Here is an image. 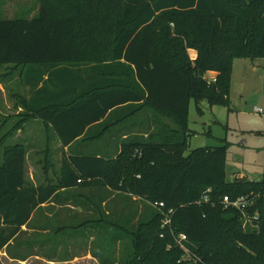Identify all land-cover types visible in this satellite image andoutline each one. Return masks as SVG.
<instances>
[{
    "label": "trees",
    "instance_id": "1",
    "mask_svg": "<svg viewBox=\"0 0 264 264\" xmlns=\"http://www.w3.org/2000/svg\"><path fill=\"white\" fill-rule=\"evenodd\" d=\"M37 1L36 17L0 19V65L18 69L27 90L17 97L22 112L0 135V254L59 263L83 248L97 264H264V172L257 182L227 181L224 140L185 156L194 135L190 102L198 115L202 103L230 111L233 61L264 59V0ZM209 72L215 83L204 78ZM144 113L152 126L128 121ZM33 120L61 147L80 143L62 158L57 181L36 187L25 179L26 148L5 145ZM120 122L127 123L110 133L113 154L83 155ZM97 123L100 134L89 138ZM61 191L75 197L57 200ZM108 192L137 205L109 210ZM224 197L246 208H225ZM94 233L102 238L92 251ZM124 240L131 256L114 261Z\"/></svg>",
    "mask_w": 264,
    "mask_h": 264
},
{
    "label": "rangeland",
    "instance_id": "2",
    "mask_svg": "<svg viewBox=\"0 0 264 264\" xmlns=\"http://www.w3.org/2000/svg\"><path fill=\"white\" fill-rule=\"evenodd\" d=\"M38 12L39 3L37 0H0V19H31L36 17ZM189 55L192 56V52ZM11 67L10 65L0 67V135L8 130L19 116L15 101L17 100V95L22 98L27 96L24 78L20 77L18 69L14 70ZM213 76L215 77L216 75L206 77L208 82L211 81ZM229 101L230 111L221 106L210 107L206 103H202V115L197 114L194 102H190L188 128L194 135L188 139V148L185 156L196 148L220 146L223 144L222 140H224L229 144L226 156L227 181H232L233 173L237 170L246 173L252 181H260L262 179V171H264V59H256L254 61L235 59L233 61ZM11 105L14 106L10 109ZM254 108L260 109L262 112L254 113ZM131 111L132 109H127L125 112H119L112 116L103 127L115 119L123 118ZM132 129L137 130L136 127ZM19 131L20 134L17 136ZM19 131L8 139L5 145L21 144L29 152L25 166V179L27 180L29 173L33 174V176L40 175L42 177L46 168L45 164H48L47 176L53 183L55 177L58 179L61 159L53 148L54 135L52 131L46 130L44 126H39L38 122L35 124L32 121L26 123ZM43 136L50 139L48 143L49 151H44L40 154L37 151H30L29 147L32 146L30 144L42 143L39 140ZM79 145L80 143L76 144L71 151H75ZM1 151L2 147H0V153ZM83 151V155H90L93 149L87 150L84 148ZM106 195L109 199L106 203L107 209L117 208L119 210L126 203L125 205L133 210L138 202L136 197H132L131 200L124 197L126 200L124 203L123 200H119L115 193L108 192ZM56 209H53V212ZM68 213L69 215L76 214V210H70ZM50 215L51 213H45V217H50ZM66 217L67 213H64L62 219H66ZM92 217L91 215L88 218L91 219ZM92 236L97 239L92 245L93 251L97 249V242L102 237L97 235V233ZM82 249L77 250L79 255L73 260L59 263H48L38 257H31L24 262H19L11 260L6 257L5 253H1L0 264H97V261ZM114 250H117V248L115 247ZM122 250H125L122 254H114V261H124L130 258L131 252L128 240L122 241ZM58 255L62 256L60 252Z\"/></svg>",
    "mask_w": 264,
    "mask_h": 264
},
{
    "label": "crops",
    "instance_id": "3",
    "mask_svg": "<svg viewBox=\"0 0 264 264\" xmlns=\"http://www.w3.org/2000/svg\"><path fill=\"white\" fill-rule=\"evenodd\" d=\"M190 52H192V57H194L195 56V52L194 51H190ZM189 52V53H190ZM215 73H212V72H209V73H206L205 74V77H207V76H210V75H214ZM19 95H17V97H18ZM27 97V96H26ZM16 101V103H17V100H15ZM14 106V105H13ZM12 105H11V107H10V109L13 107ZM126 106H123V107H120V108H118V109H115V110H113V112L114 111H116V110H119L120 109V111H121V109L122 108H125ZM17 108H18V111H17V114H20L21 112H22V109L18 106V104H17ZM141 115V116H140ZM138 119H140V120H144V121H147V124L148 125H151L152 126V115L151 114H148V113H144V114H137V115H135L134 117H131V118H129L128 119V121H133V122H135V121H138ZM127 121V122H128ZM39 123V126H42L43 127V125H42V123H41V121H39V120H33L32 121V123ZM127 122H120V123H118L117 125H113V126H110V127H108L104 132V136L102 137V138H100V139H98L97 141H94V142H88V144L90 143V146H88L89 148L87 149V150H90V149H93L94 151H96V153H98V154H100V152H104V154H107V153H109V154H113L114 153V151H115V149L116 148H114V138H113V136L111 137L110 136V133L112 134L114 131H116V129H118V128H120L123 124H126ZM100 128V124L99 123H97V124H95V125H93V126H91V127H89L88 129H87V131H86V135L87 136H89V138L91 137V136H95V134L96 133H98L99 132V134H100V132H101V130L99 129ZM130 131L132 132V133H135V132H137L138 130H134V129H130ZM19 134H20V131L17 133V136H19ZM125 138V137H124ZM54 139V150H56L57 151V153L60 155V159L62 160V158L64 157V156H68V154H69V152H70V149H71V147L73 146V145H70L69 147H61V145H60V143H59V141L54 137L53 138ZM49 138L48 137H46V136H43V138L42 139H40L39 141H42V143L41 142H39V144H35V143H31L30 144V146L31 147H29L30 148V151H37L39 154L40 153H42V152H44V151H49ZM85 143L86 142H83L82 144L83 145H85ZM27 150V149H26ZM28 151H27V155H26V161H27V157H28ZM227 160V159H226ZM46 165V168H45V170L43 171L44 172V175L41 177L40 175H34L33 176V174H31V173H29V175H28V178H27V182L29 183V184H31V185H33L34 187H36V186H38V185H42V184H48V183H52L51 182V180H49L48 179V177L49 176H47V173H48V164H45ZM61 165V164H60ZM25 166H26V163H25ZM60 167V166H59ZM262 172H264V171H262ZM25 175H26V171H25ZM235 177H239V178H242V177H244V178H246L248 181H252V180H250L249 179V177H248V175L246 174V173H244V172H239L238 170L237 171H234V173H233V179L235 178ZM26 178V177H25ZM232 179V180H233ZM57 181V178L55 177V179L53 180V183H55ZM83 192V194H86L87 193V191L85 192V191H82ZM60 194L58 195V198H57V200H72V197L74 196V194L72 195V194H69V195H67V192L65 193V192H63V191H61V192H59ZM79 195V194H78ZM79 196H82L83 197V195L80 193V195ZM75 197V196H74ZM73 197V198H74ZM80 200H83V198H81ZM55 208H57L56 210H55V212H58V211H60V209L61 208H59V207H54V209ZM52 212H53V210H52ZM46 213V212H45ZM48 213H51V212H48ZM52 215V214H51ZM51 215H50V217H51ZM49 217V218H50Z\"/></svg>",
    "mask_w": 264,
    "mask_h": 264
},
{
    "label": "built area",
    "instance_id": "4",
    "mask_svg": "<svg viewBox=\"0 0 264 264\" xmlns=\"http://www.w3.org/2000/svg\"><path fill=\"white\" fill-rule=\"evenodd\" d=\"M204 78L206 79L205 75H204ZM215 81H216V76L215 77L214 76L211 77V81L210 82L211 83H215ZM253 112L254 113H261L262 110L254 108ZM221 203H222V205H224L225 208L232 207V208H235V209L239 210L241 213L243 212V210L246 208V205H247L246 201L243 200V199H237L235 201H230L227 197H224ZM155 207L160 209V208L163 207V204L162 203L161 204H155ZM170 213H171V211H169V214ZM246 222H247V220L245 218V223ZM164 223L165 224H169L170 223V220L167 218V216L164 218ZM186 242H187V238H186L185 235L180 234V235L177 236L176 244L180 247V249H182L186 253L185 256L182 259L183 261L189 260V255H188L189 253H188V250L185 247V243Z\"/></svg>",
    "mask_w": 264,
    "mask_h": 264
}]
</instances>
